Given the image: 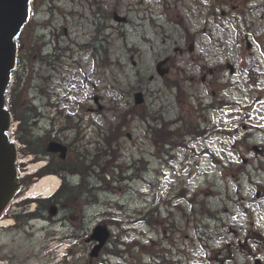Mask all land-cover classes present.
<instances>
[{
  "label": "rangeland",
  "instance_id": "obj_1",
  "mask_svg": "<svg viewBox=\"0 0 264 264\" xmlns=\"http://www.w3.org/2000/svg\"><path fill=\"white\" fill-rule=\"evenodd\" d=\"M91 1L59 0L63 10H82L83 16L88 17L64 19L57 12L56 26L62 28L70 21L67 26L69 34L75 38L74 46L68 48V54L53 67L39 57L31 59L35 73L30 70L29 84L34 79L33 84L39 87L38 94L45 98L46 104L60 102L57 110L44 106L50 115L34 126L36 130L41 125L49 127L52 125L50 116L63 110L57 127L69 120V124L79 128L57 133L65 138L63 141H69L72 146L76 142L80 149L91 153L105 150L115 160L121 158L117 164L124 167L130 183L121 180L113 189L103 190L98 205L93 207L96 213L89 215L83 223L84 233L78 232V237L71 241L76 251L71 256L63 257L66 249L63 246L61 249L58 239L75 234L76 228L64 227L60 222L53 228V223L46 222V233L41 224H36L31 233L22 231L24 227L20 230L15 227L0 229L1 264H103L99 263V257L107 250H102L96 258L91 257L95 243L87 241L93 227L99 223L107 224L116 240H137L142 245L153 243L155 247H164V251H170L169 257L178 261L177 264H253L254 254H264L263 215L259 214V228L249 223L245 211L226 196L230 191L238 199L236 182L224 178L218 168L214 171L210 158L195 157L185 164L186 152L181 150L175 168H171L169 160L174 156L170 150L164 152L161 144L168 140L173 146L170 148L176 149L180 137L189 131L187 128L180 131L172 123L168 131L156 128L158 124L174 121L177 117L185 122L209 117L211 125L221 120V112L225 110L211 109L208 112L207 109L203 112L199 107L200 98L205 101L214 98L209 88L216 89L221 96L220 86L206 89L200 83L199 69L192 62L193 54L205 53L204 48H210L216 54L218 60L214 63L229 60L239 67L234 76L229 69L221 75L223 81H232L223 93L230 100L240 98L244 93L245 89L241 87L248 76L246 65L254 68L260 61L261 67L257 69L264 71V0H96L102 8L115 6L131 21L125 30L121 31L120 26V32H115L111 41L106 34L100 36L107 39L108 54L100 51L96 59H92L94 52L88 44L95 32L91 25L86 28L84 24L93 23L92 10L82 5V2ZM47 9L45 2L37 9L39 29L44 30L42 23L46 22ZM213 37L220 45L211 46ZM189 38L191 40L185 44ZM246 38H250L255 46L248 48ZM190 43L195 44L193 53L189 50ZM81 45L87 48L83 50ZM178 46L186 47V53L177 51ZM169 53L173 54L178 68H184L188 74H198V83H187L183 90L179 89V92L183 91L180 97L176 96L178 90L164 82L156 70L157 61ZM176 76H181V72L175 69L170 78ZM139 90L145 92L146 101L134 106V95ZM195 91L200 96L194 94ZM261 94H264V75L247 96ZM68 115L73 118H66ZM255 116L254 121H249L255 133L252 142L264 144V103L256 105ZM204 126L208 127V124ZM102 133L106 134L104 138ZM191 138L189 135L185 137L186 141ZM245 155L251 163H258L254 160L259 157L257 153ZM221 156L223 159V154ZM224 156L230 166L231 161L236 163L239 160L231 148ZM27 157L24 153L19 155L20 159ZM134 165L136 167L132 168ZM248 168L254 173L255 183L264 186V172ZM205 170L213 174L206 177ZM244 180H247L246 176ZM242 188L244 197H260L259 187L252 183L244 181ZM247 206L259 213L255 204ZM151 210H155V215L143 221L142 216ZM72 215L78 214L69 216ZM213 215L225 218V228L217 230L222 221L218 218L217 227ZM75 221L81 224L80 216L68 220L71 225ZM135 248L136 260L149 263V256L141 247ZM119 259L113 258L110 263L119 264Z\"/></svg>",
  "mask_w": 264,
  "mask_h": 264
},
{
  "label": "flooded vegetation",
  "instance_id": "obj_2",
  "mask_svg": "<svg viewBox=\"0 0 264 264\" xmlns=\"http://www.w3.org/2000/svg\"><path fill=\"white\" fill-rule=\"evenodd\" d=\"M42 2L47 3L48 8L46 22L42 23V27L44 28V30L39 29L38 26L40 25H38L37 23V9H40ZM61 5L62 4L59 3V0L32 1L30 9V22L26 30L23 32L21 38L18 40V71L22 62H26L27 67L34 68V66L31 64V59L34 56L36 58H41L42 61L44 60V63H46V65H49V63L54 64L55 62H60L61 59L68 54V48L70 50L72 46H74L73 42L75 41V38L71 34H69L67 26L70 21L64 23L62 28L56 26L55 21L57 12L61 13V17L64 19H68L71 17L72 20H77V18L81 15L83 18L88 16H83L82 10H63V7ZM82 5L89 6V8L92 10L93 23L85 22L84 24L86 28L87 26L91 25L95 32L93 33L88 44L92 46L95 53H98L100 41V47L102 48V50L104 49V43H102V40L104 39H102L100 36L106 34L107 38H109V33L113 34L115 26V9L113 5H110L113 6L112 8L110 6H108L110 8H102V5H100L96 0H92L90 3L82 2ZM177 49H179L181 54H184L186 52L185 47H178ZM193 58L194 60L198 59L196 58V55H193ZM199 62L200 60L198 59L197 63ZM169 63L167 64V66L169 65L170 72L166 75V77L163 78L164 80H167L170 75L173 74L174 69H178L176 63H174V56L170 58ZM181 71L182 69H180L178 72ZM198 74H200L199 78L202 81H208V83H206L207 85L211 86L218 84V82L215 81V78L218 74L216 68H209L205 62L200 65V71L198 72ZM197 75H187L181 73V76L173 77L170 80H172V82H174L175 84H177V81L180 79L189 82L190 80H196ZM244 127L246 128V126ZM251 133L252 132H249L248 135L251 136ZM253 147L254 146L251 145L250 148L252 149ZM262 150L264 152V148H262ZM249 161L250 160L247 157H243L244 163H248ZM13 214L17 226H29V224H32L34 220H42L44 225H46V200L41 197L35 199L22 198V201L17 202L13 210Z\"/></svg>",
  "mask_w": 264,
  "mask_h": 264
},
{
  "label": "water",
  "instance_id": "obj_3",
  "mask_svg": "<svg viewBox=\"0 0 264 264\" xmlns=\"http://www.w3.org/2000/svg\"><path fill=\"white\" fill-rule=\"evenodd\" d=\"M29 0H0V211L10 199L15 188V159L17 149L9 141L6 131L10 123V112L5 109V90L10 72L15 63L16 43L15 35L27 18V5ZM166 60L159 63V68ZM160 72L164 74V71ZM143 101L142 94H137V103ZM49 150L61 151L66 156L67 147L52 142ZM92 238H97L101 244L97 245L94 254H97L106 240L108 233L104 227L96 229Z\"/></svg>",
  "mask_w": 264,
  "mask_h": 264
},
{
  "label": "trees",
  "instance_id": "obj_4",
  "mask_svg": "<svg viewBox=\"0 0 264 264\" xmlns=\"http://www.w3.org/2000/svg\"><path fill=\"white\" fill-rule=\"evenodd\" d=\"M13 106H15V105L13 104ZM13 106L10 108V110L12 112H14L16 118H18L22 121V124L20 125V130L18 132V136H19L20 140L22 142H24L25 144L32 146L34 149L42 150V147H44V146L42 145L41 141L39 139H36L34 137V135H32L28 131V128H29L28 127V122H29L28 121V113L26 111L20 112V111L16 110ZM31 151L36 152L35 150H31ZM60 162L64 163V161H60ZM80 163L82 164V163H84V161L81 160ZM76 166H77V169H80V166L78 163L76 164ZM77 169H73L70 167L68 168V170L73 171V172H75ZM68 186L70 188H68ZM77 187L78 186H75L73 184L71 185L68 181H66L62 190L60 191V194H61V192L63 194H65V193L66 194L64 196L59 194L58 197L60 196V199L63 200V198L75 196ZM155 251H156L155 252V259L160 261L162 264H171L169 259H167L166 256L161 251H158L157 249H155Z\"/></svg>",
  "mask_w": 264,
  "mask_h": 264
},
{
  "label": "bare ground",
  "instance_id": "obj_5",
  "mask_svg": "<svg viewBox=\"0 0 264 264\" xmlns=\"http://www.w3.org/2000/svg\"><path fill=\"white\" fill-rule=\"evenodd\" d=\"M42 165H43L42 162L30 164L29 169L31 171H36ZM60 182L61 180L58 176L54 174H48L38 179V181H36L34 185L31 187L28 194L31 196H37L38 194L43 193L46 196H50L51 194L56 192V190L59 188ZM1 223L10 224V221H2Z\"/></svg>",
  "mask_w": 264,
  "mask_h": 264
}]
</instances>
